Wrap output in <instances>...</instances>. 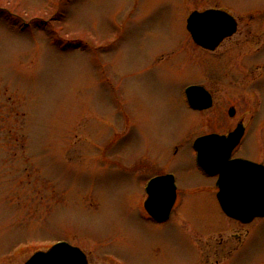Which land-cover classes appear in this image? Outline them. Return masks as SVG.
I'll list each match as a JSON object with an SVG mask.
<instances>
[{"label":"rangeland","instance_id":"374dc122","mask_svg":"<svg viewBox=\"0 0 264 264\" xmlns=\"http://www.w3.org/2000/svg\"><path fill=\"white\" fill-rule=\"evenodd\" d=\"M219 5L238 30L208 53L190 40L186 17ZM258 10L264 0H0V264H24L62 240L93 264H206L219 234L238 228L193 141L234 126L229 104L253 111L254 88L259 110L242 152L264 159ZM192 82L215 88L210 109L187 105ZM152 168L175 178L166 226L140 217ZM209 221L225 222L223 233ZM226 263L264 264V217Z\"/></svg>","mask_w":264,"mask_h":264},{"label":"water","instance_id":"95a60500","mask_svg":"<svg viewBox=\"0 0 264 264\" xmlns=\"http://www.w3.org/2000/svg\"><path fill=\"white\" fill-rule=\"evenodd\" d=\"M187 30L194 41L204 48L214 49L236 29L232 16L225 11L207 9L193 11L187 18ZM186 95L191 107L210 106V97L199 86H190ZM232 113V112H230ZM239 125L228 135L209 134L197 138L194 148L197 163L208 174L217 175V198L230 217L249 222L264 216V166L250 160L231 158L232 149L241 137ZM145 207L156 219L166 218L175 200V186L171 175L151 179L147 186ZM24 264H88L78 247L65 241L53 244L45 251L33 253Z\"/></svg>","mask_w":264,"mask_h":264},{"label":"flooded vegetation","instance_id":"af4514ba","mask_svg":"<svg viewBox=\"0 0 264 264\" xmlns=\"http://www.w3.org/2000/svg\"><path fill=\"white\" fill-rule=\"evenodd\" d=\"M208 8H210V9H220V10H224V11L230 13L233 16V18L235 19V21H236V29H235V32L231 36L224 38L219 43V45L215 49H213V50H209V49H205V48L200 47L198 44H196L193 41V39L191 38V36H190V34L188 32V34L190 36V40L192 41V43L195 46H197L198 48H201L204 51H207L209 53V52H215L216 50H218L220 48V46L222 45V43L226 39L232 37L237 32V30H238V24H239L238 23L239 19L235 16V13H232L228 9L221 8L220 5L218 7L217 6H210V7H207L205 9H208ZM205 9H202V10H205ZM202 10H199V11H202ZM258 12L260 14L259 17L261 19L262 16L264 15V11L258 10ZM261 31H263V29ZM250 56H254V53L252 55H250ZM253 62L258 63V64L261 63L260 61H255V60ZM261 65L264 67V64L263 63H261ZM262 66L260 68H257V67L254 66L253 71H252V76L253 77L260 75L259 73L263 69ZM211 81L213 82L215 80L212 79ZM190 85H199V86H201L205 90L206 94H209L210 95V99H211V105H210V107L209 108H206L204 110H201L200 112H203V111H206V110L210 109L215 104V101H216V93H215V88L214 87H212L210 85H205V84H203L201 82H192V83H188L187 85H185L184 89L186 87L190 86ZM183 93H184V90H183ZM251 94L254 97V105L252 107V110L253 111H251L250 113L247 112L246 114L245 113H242L241 114V113H238V111L236 110V106L235 105L229 104L228 105V108H227V117L225 118V116H224V120H225V122L229 118L232 119L231 121L235 120L234 121V126H230L229 128L227 127L226 129H224V130L222 129L219 132L217 130L210 131V132H217V133H220V134H227L230 130H232L239 123V125H242V136H241L238 144L236 145V147L232 151V157H238V158L248 159V160H252V161H255V162H258V163H261V164L264 165V159H259L254 154L250 155V154H246L245 152H242V148L244 146V139L247 136V134L250 132V125L251 124L253 125V121H254V119L256 117V114H257V112L259 110V100H258V97H257L255 91H254V88L251 89ZM230 108H233L231 110L232 113H230ZM222 124H223V122H222ZM210 132H207V133H210ZM254 137L255 138H258V137H261V135H259V134H258V136H255L254 135ZM261 139H262V137H261ZM260 142L262 143V140H260ZM153 168H152V170H153ZM140 169L142 170L143 174H146V172L149 170L148 163L146 164V166H142ZM153 171H155V172L152 175H150V176L147 177V179H146V181L144 183V186H143V198H142V203H141L142 213L140 214V217L143 220L149 221V222H151V223H153L155 225L166 226L167 223H169L170 221H172L171 219H172V216H173V212H174L176 206H178L179 195H178V191H177V187H176V183H175V178H174V183H175V200H174V203L172 204V208L170 210V213H169V215H168L167 218H163V220H156V218H154L152 215H150L147 212V210L145 209V207H144L145 202L147 201V197H148V194L146 192V186H147L148 181L151 178H153L155 176L162 175V174H166V173H163V172L161 173L159 171L156 172V170H153ZM226 217L228 218L227 221H230L232 223H235V225L238 228V231L235 232V233H233V234H231L230 237H229V239H227L225 241L222 240V237L219 234L221 240L217 243V246H215L213 248V250L209 249V252H207L208 256L205 257V259H206L205 263L206 264H227L226 261L228 260L229 256H231L233 254V252L240 246V244H242L244 242L245 238H247V236H249L250 227L255 226V223H257V220L260 219V218H254L252 221H250L248 223H243L241 221L232 219V218H230L228 216H226ZM181 222H183V221H181ZM209 222H211L213 226L210 227V228H208V231L209 230L211 231L212 229H216L213 232H219V233L222 232L223 230H222V227L221 226L226 225L225 222H221V223H218V224L214 223L213 221H209ZM195 229H196V226H195V228L190 227L189 232H196ZM243 229H245V230H243ZM242 232H245V235H246L245 237H241V233ZM229 240H231V241L228 242ZM84 252H85V254L87 256L88 263L89 264H93V262L91 261L90 256L88 255V252H86L85 250H84ZM210 254H213V260L210 258ZM223 257H226V258H224V261H221L220 258H223Z\"/></svg>","mask_w":264,"mask_h":264}]
</instances>
